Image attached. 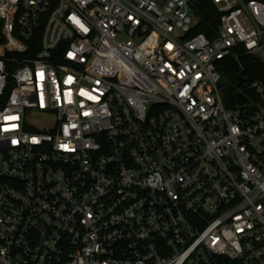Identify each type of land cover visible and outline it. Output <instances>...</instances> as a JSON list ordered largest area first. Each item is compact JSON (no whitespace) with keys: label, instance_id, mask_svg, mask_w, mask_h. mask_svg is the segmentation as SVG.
I'll list each match as a JSON object with an SVG mask.
<instances>
[{"label":"built area","instance_id":"built-area-1","mask_svg":"<svg viewBox=\"0 0 264 264\" xmlns=\"http://www.w3.org/2000/svg\"><path fill=\"white\" fill-rule=\"evenodd\" d=\"M0 0V264H264V0Z\"/></svg>","mask_w":264,"mask_h":264},{"label":"trees","instance_id":"trees-1","mask_svg":"<svg viewBox=\"0 0 264 264\" xmlns=\"http://www.w3.org/2000/svg\"><path fill=\"white\" fill-rule=\"evenodd\" d=\"M191 13L197 20L189 35L204 33L214 38L220 26L221 13L212 0H190ZM217 69L221 72L220 83L226 105H233L244 100L243 93L248 92L249 85L255 80L264 82V63L260 57L239 53L220 60Z\"/></svg>","mask_w":264,"mask_h":264},{"label":"rangeland","instance_id":"rangeland-1","mask_svg":"<svg viewBox=\"0 0 264 264\" xmlns=\"http://www.w3.org/2000/svg\"><path fill=\"white\" fill-rule=\"evenodd\" d=\"M157 3H158V5L161 7V6H163L165 3H166V1L167 0H155Z\"/></svg>","mask_w":264,"mask_h":264}]
</instances>
